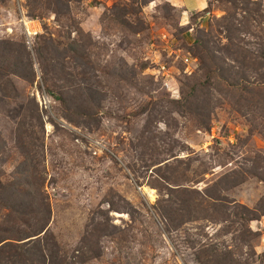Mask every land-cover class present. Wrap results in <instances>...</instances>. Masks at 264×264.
<instances>
[{"label": "rangeland", "instance_id": "rangeland-1", "mask_svg": "<svg viewBox=\"0 0 264 264\" xmlns=\"http://www.w3.org/2000/svg\"><path fill=\"white\" fill-rule=\"evenodd\" d=\"M6 44L0 181L49 213L0 205V264H264V0H0Z\"/></svg>", "mask_w": 264, "mask_h": 264}, {"label": "trees", "instance_id": "trees-1", "mask_svg": "<svg viewBox=\"0 0 264 264\" xmlns=\"http://www.w3.org/2000/svg\"><path fill=\"white\" fill-rule=\"evenodd\" d=\"M31 1L36 3L37 1L40 2L42 0H31ZM227 31H228V36H229L228 39L232 41L233 45H236V43L233 40L234 36H230V33H231L232 29H227ZM245 33H247V32H245ZM24 47L25 48H23V49H22V47H20V49H17L12 44H11V46L6 44L5 48L7 50L5 48H3L2 54H1V57H0V65H1V67L4 66L5 68H11V66H12V64H10V65L6 64V61L2 60V58H4V56H5V53L8 54V56H10V58H11V59H9V61L19 60L20 62L18 64L20 66L17 65V64L14 65L18 69H16L15 73H13V74L16 75V76H21L23 78L26 77V75H24V72H25V67H26L27 63H23L22 64V62H23L22 58H23V56L27 57V52H28L27 47L26 46H24ZM244 50L245 49H243L242 47H241V49H239L238 52L240 53V55L243 54ZM7 51H9V52H7ZM18 52H20V54ZM245 54L247 55L246 52H245ZM226 55L228 56L229 59L234 58L233 57L234 53L231 52V47L230 46L227 49ZM250 59H251V57H250ZM250 59H248V60L251 61L252 59L251 60ZM28 60H29V55H28ZM232 61L234 62L235 59H233ZM243 63L248 65V69L252 65V63H249V62H246V61H244ZM20 70H23L24 72H20ZM214 71L215 70H213V68H212L211 71H209V74L213 73ZM6 82L11 88L16 89L15 84H14V82L11 79H8ZM1 86H3L4 89L6 90L7 85L3 84ZM53 94L54 93H51L52 96H54ZM23 184H26L27 186H29V189L23 188L22 187ZM41 194H43L42 190H40V192L38 191L37 183L35 181H33L32 179H29V180L28 179H24L23 181L19 180V181H17V183H14L13 185H10V187L4 185L0 181V205H1V207L6 209L7 211H9V214L7 216L8 219H9L8 221L12 222V223L17 222V224H18V222L23 223L25 226H27V228L29 230L32 231V234H33L32 236L33 237H39L42 233H44L45 227H39V224L41 222L40 219L43 218L45 213L46 214H47V212L49 213V210H47V205L45 207V204H43V199H42V205H40V207L34 206V204H33L36 199H39V197H40V200H41ZM22 196H25L26 198H31L32 199V201L30 203H32L31 205L33 206L32 207L33 208V210H32V214L33 215H30L29 217H31V216H34V217H32L33 220H31V221L28 219L29 213H27L25 210H23L22 207L20 206L19 202H17L18 197L21 198ZM35 220H37V222L36 223H32ZM3 232H4L5 235L0 237V257H5L6 250H8V249L10 250V248L11 249L20 248L19 246H16V245H19V244L15 245V243L17 241H21V239H20L21 237L24 238L23 236H20L21 234L26 236L27 234H25V233H28L29 231H22V230L17 229V228L15 229V227H10V229L8 228V229H6ZM39 239H40V237L36 238L35 242H32L33 241L32 240V241H29V242H32V243H29V242L28 243H29V245L36 244L34 246L35 249L36 248H40L41 241H39ZM24 244H27V243H24Z\"/></svg>", "mask_w": 264, "mask_h": 264}, {"label": "built area", "instance_id": "built-area-1", "mask_svg": "<svg viewBox=\"0 0 264 264\" xmlns=\"http://www.w3.org/2000/svg\"><path fill=\"white\" fill-rule=\"evenodd\" d=\"M30 23H34V22H30ZM28 26V24H26V27ZM29 30V27H27ZM37 31H34V33H36ZM187 62L189 61L188 59L186 60Z\"/></svg>", "mask_w": 264, "mask_h": 264}]
</instances>
